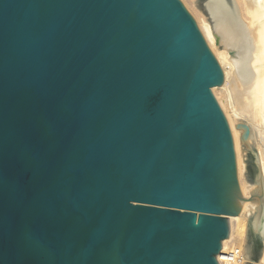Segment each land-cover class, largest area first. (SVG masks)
<instances>
[{"label": "water", "instance_id": "water-1", "mask_svg": "<svg viewBox=\"0 0 264 264\" xmlns=\"http://www.w3.org/2000/svg\"><path fill=\"white\" fill-rule=\"evenodd\" d=\"M223 82L181 0H0V264H220Z\"/></svg>", "mask_w": 264, "mask_h": 264}, {"label": "bare ground", "instance_id": "bare-ground-1", "mask_svg": "<svg viewBox=\"0 0 264 264\" xmlns=\"http://www.w3.org/2000/svg\"><path fill=\"white\" fill-rule=\"evenodd\" d=\"M191 1L199 13L197 0ZM203 8L207 17L201 15L200 30L224 75L222 86L213 90L222 92V97L217 95V98L228 121H243L250 127L247 142L243 136L232 133L235 151L239 156L246 148L256 146L263 177L260 187L241 186L246 195L251 190L255 191L252 198L257 201H245L243 213L232 218L230 235L222 243L218 260L220 264H250L254 260L253 242L249 235L251 221L264 244V0H207ZM238 126L235 128L239 129ZM242 161L239 156L240 176L246 171ZM256 264H264V249L263 257Z\"/></svg>", "mask_w": 264, "mask_h": 264}, {"label": "rangeland", "instance_id": "rangeland-1", "mask_svg": "<svg viewBox=\"0 0 264 264\" xmlns=\"http://www.w3.org/2000/svg\"><path fill=\"white\" fill-rule=\"evenodd\" d=\"M199 1V2H198ZM207 0H197V7H198V10H199V13L196 12V9L194 8V6L192 5V1L191 0H181V2L183 3V5L185 6V8L187 9V11L189 12V14L192 16V18L194 19V21L196 22L199 30H200V17L202 18L203 17H207V14L203 8L205 2ZM192 8V9H191ZM202 11V12H201ZM204 12V13H203ZM202 15V16H201ZM201 32V30H200ZM202 33V32H201ZM227 66H228V61H227ZM231 67L229 66V69ZM228 69V70H229ZM230 71L233 72L232 69H230ZM232 72L230 73V75L232 74ZM231 77V76H230ZM213 93H214V96L216 97L220 107L222 108V105L220 104L218 98H217V95L218 97H222L221 95V90H218V91H214L213 90ZM223 109V108H222ZM224 112V109L222 110ZM225 116H226V113L224 112ZM227 117V116H226ZM227 121H228V118H226ZM228 123L230 124V128L232 129V133H236L239 135V137L243 136L244 134V131L243 130H239L237 128H235L236 126H238L239 124L241 123H245L247 124L246 122H243V121H240L238 123H233V121H228ZM261 132V131H260ZM262 134V133H261ZM263 134H264V131H263ZM262 136V135H261ZM264 137V136H262ZM234 138V137H233ZM248 141V140H247ZM246 141V142H247ZM243 144L245 143L244 141L242 142ZM243 149L244 146H243ZM236 156L237 158L240 156L242 159H243V168L246 170L244 171V175L242 174V176H240V174L238 175V179H239V185H240V189H241V186H245V187H260V185L258 184V177H259V169L258 167L256 166V160H257V157L258 159L260 160V156H259V151H258V148H256V146H253V148H246V151H242L239 153V156L237 155L236 153ZM247 166V167H246ZM247 168V169H246ZM248 170V171H247ZM239 172V171H238ZM245 176V177H243ZM249 176V177H248ZM243 177V178H242ZM256 189V188H255ZM254 189V190H255ZM255 191L251 190L250 193L248 195L244 194L243 192V196L248 198L247 201L249 202H254V201H257V199H253L252 198V195H255L256 193H254ZM251 199V200H250ZM252 221L250 222V229H249V235L251 237H253V263H250V264H256L262 257H263V249H264V244H263V241L261 239H259V237H256L255 234L252 232L253 229V226H252ZM255 238V239H254Z\"/></svg>", "mask_w": 264, "mask_h": 264}, {"label": "built area", "instance_id": "built-area-1", "mask_svg": "<svg viewBox=\"0 0 264 264\" xmlns=\"http://www.w3.org/2000/svg\"><path fill=\"white\" fill-rule=\"evenodd\" d=\"M230 260H231V261H234V258H233V257H230Z\"/></svg>", "mask_w": 264, "mask_h": 264}]
</instances>
